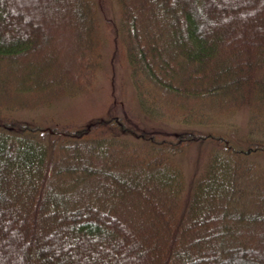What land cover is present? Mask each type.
<instances>
[{
  "label": "trees",
  "instance_id": "obj_1",
  "mask_svg": "<svg viewBox=\"0 0 264 264\" xmlns=\"http://www.w3.org/2000/svg\"><path fill=\"white\" fill-rule=\"evenodd\" d=\"M131 1L119 4L139 89L145 79L200 114L210 106L264 116V0ZM96 31L90 0H0V87L29 97L31 108L93 90ZM60 43L63 56L51 50ZM118 120L48 131L54 140L87 142L98 130L122 129ZM6 121L0 264H264V172L247 162L264 155V142L252 138L239 149L223 135L193 131L163 140L171 146L150 159L121 164L101 137L64 148L73 160L60 170L71 175L66 181L52 177L49 147L35 138L44 129L1 127ZM207 141L215 149L183 201L184 171L167 154Z\"/></svg>",
  "mask_w": 264,
  "mask_h": 264
},
{
  "label": "rangeland",
  "instance_id": "obj_2",
  "mask_svg": "<svg viewBox=\"0 0 264 264\" xmlns=\"http://www.w3.org/2000/svg\"><path fill=\"white\" fill-rule=\"evenodd\" d=\"M90 2L96 11V36L101 53L97 85L93 90L71 97L64 96L31 108L25 105L29 97L12 95L0 87V122L7 120L1 127L30 129L38 126L44 129L42 132H37L35 138L49 147L51 175L54 179L59 176L66 181L72 179L69 177L71 175L64 173V170L60 172L65 168L64 166L73 162L68 158L65 147L82 149L86 143L101 141V137L112 142V156L121 164L150 159L154 149L171 146L170 144L163 146L161 143L163 140L175 142L176 137L181 133L188 134L193 131L223 135L239 149L247 147L246 143L249 139L264 142V116L256 117L253 111L247 109L233 112L215 111L210 106H206L204 114H200L195 110L197 105L192 101L159 89L145 79H142L143 85L140 88L142 94L127 59L125 26L119 0H90ZM75 18L72 15L73 24ZM63 28L64 34L74 35L75 30H71L69 34L65 31L67 27ZM51 29L53 35L56 34V28ZM60 46L58 48L54 46L51 50L62 54L61 49L66 46L63 43H60ZM48 80L52 81L53 76ZM114 118L121 120L118 122L122 129H110L108 133L98 130L87 142L54 140L56 137L48 131L54 125H71L78 130L87 129L92 124L96 125L98 122L102 123V120L110 121ZM153 134L156 135L155 142L148 140V136L151 137ZM183 145L177 150L178 153L167 154V158L184 171L186 192L183 201H187L200 171L208 161V153L215 147L208 141ZM247 162L255 166L254 172H264V155L250 157ZM65 188L68 189L70 186L67 184Z\"/></svg>",
  "mask_w": 264,
  "mask_h": 264
}]
</instances>
